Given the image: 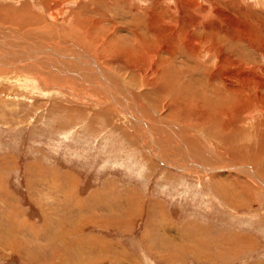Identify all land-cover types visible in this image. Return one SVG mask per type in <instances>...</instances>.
Wrapping results in <instances>:
<instances>
[{"label":"rangeland","instance_id":"374dc122","mask_svg":"<svg viewBox=\"0 0 264 264\" xmlns=\"http://www.w3.org/2000/svg\"><path fill=\"white\" fill-rule=\"evenodd\" d=\"M39 1L0 0V264H264V184L252 176L264 181V57L247 58L224 36L212 43L223 57L195 44L170 58L160 47L178 26L171 0ZM262 3L241 10L255 26ZM221 31L234 40V28ZM56 35L89 60L64 44L52 46L82 60L58 52L43 62L24 44L50 46ZM227 72L235 83L225 86ZM203 139L220 152L213 167H229L198 170L197 160L209 166L198 152L215 159Z\"/></svg>","mask_w":264,"mask_h":264},{"label":"bare ground","instance_id":"6f19581e","mask_svg":"<svg viewBox=\"0 0 264 264\" xmlns=\"http://www.w3.org/2000/svg\"><path fill=\"white\" fill-rule=\"evenodd\" d=\"M38 1V5H41L42 3L39 1V0H37ZM49 1V0H48ZM55 1V0H54ZM115 1H117V3H118V1H120V0H115ZM151 1V0H150ZM157 1V0H156ZM172 1V3H173V5H172V7H174V17L175 16H177V17H175V23L177 22L178 23V26L176 27L175 26V28L173 29V30H170L171 31V33H172V35L170 36L169 35V37H168V40H166L165 41V43H164V46H163V48H162V46L160 47L159 46V43H158V46L157 47H160L161 48V52H164V53H166V54H170V58H173V57H175L176 56V51L177 52H179V50H184V51H187V50H189L190 48H194L195 47V44H198V48H199V51H201V50H203L204 52H207L208 54H215V53H217L216 51H218V53L219 54H221V50H215L216 49V47H215V45L214 44H212V43H215V44H223V43H225V41H224V39L222 38V37H224V36H227V40H229L228 42H230V44L231 45H229V48H232L233 49V45H234V47L236 48V45H243L244 44V46L245 47H243L242 48V51L244 52V54H245V56L248 58H252V59H254V57L256 56V57H258V55L260 56V57H264V54L262 53V52H260L259 50H257V49H255V48H253L251 45V42H258V43H260V44H264V34H262V31L260 30V28L261 29H263L264 28V0H263V7H260V8H258V10H257V12H259V13H256V14H258V15H260V18H259V21H260V19H261V21L259 22L258 20H257V17H256V20L258 21V25L257 26H255L254 24H252V22H250L251 21V19H250V17H251V15H250V17L247 15L246 16V14L243 12V11H241L245 6H247V8L248 9H252V4H251V2H254L255 0H171ZM34 2H35V0H34ZM146 2V1H145ZM148 2V1H147ZM163 2V1H162ZM166 2V1H165ZM169 2V1H168ZM257 2V1H256ZM45 4H46V2H44ZM171 3V2H170ZM244 3H246V5H243ZM160 4H161V2H160ZM166 4V3H165ZM260 4V3H259ZM54 5H56V4H54ZM168 6V5H167ZM152 7V6H151ZM166 7V6H165ZM169 7V6H168ZM232 7V8H231ZM40 8H42V7H40ZM169 8H171V7H169ZM34 9V8H33ZM39 9V8H38ZM63 9V8H62ZM78 9V8H77ZM150 9H152V8H150ZM149 9V10H150ZM163 9H165V8H163ZM183 9H186V12L188 13L187 15L188 16H192L193 17V19L196 17V20H195V22L196 21H198V22H193L192 21V19L191 18H187V17H183V15L182 14H184V13H181V12H183ZM260 9V10H259ZM262 9V10H261ZM32 10V9H31ZM89 10V9H88ZM137 10V9H136ZM145 10V9H144ZM245 10V9H244ZM43 11H44V9H43ZM78 11V10H77ZM147 11V10H146ZM145 11V12H146ZM160 11V10H159ZM168 11V10H167ZM170 11V10H169ZM246 11V10H245ZM89 12V11H88ZM150 12V11H149ZM152 12V11H151ZM150 12V13H151ZM253 12V11H252ZM46 13L47 14H50V16H53L54 18H55V14L53 13H49V10H46ZM168 13H170V12H168ZM25 14V13H24ZM97 14V13H96ZM153 14H155L154 12H153ZM156 14H157V12H156ZM155 14V15H156ZM171 14H173V12L171 13ZM255 14V15H256ZM56 15H59V14H56ZM88 15V14H87ZM109 15V14H108ZM144 15H145V13H144ZM165 15H167V14H165ZM164 15V16H165ZM257 15V16H258ZM106 16V15H105ZM143 16V15H142ZM141 16V17H142ZM147 16V15H146ZM160 16V15H159ZM262 16V17H261ZM155 17V16H154ZM166 17V16H165ZM147 18H148V16H147ZM169 18V20H170V17H168ZM173 18V17H172ZM22 19V18H21ZM27 19V18H26ZM75 19V18H74ZM143 19V18H142ZM141 19V20H142ZM146 19V18H145ZM147 20V19H146ZM145 20V21H146ZM152 20V18L150 19V21ZM160 20V19H159ZM23 21H24V19H23ZM57 21V20H56ZM75 21V20H74ZM78 21V20H77ZM76 21V22H77ZM81 21V20H80ZM112 21V20H111ZM154 21H155V18H154ZM24 22H26V21H24ZM82 22V21H81ZM84 22V21H83ZM96 22V21H95ZM115 22H116V20H115ZM148 22V21H147ZM156 22H159V21H156ZM170 22V21H169ZM52 23V22H51ZM97 23H99L100 24V26L102 25V21H97L96 22V24ZM111 23V22H110ZM164 23V22H163ZM172 23L173 24H175L173 21H172ZM176 23V24H177ZM212 23L213 24H220V28H219V26H217V28H216V30H214V29H211L212 27H214L213 25H212ZM79 24V23H78ZM94 24V23H93ZM136 24V23H135ZM140 24V23H139ZM157 24V23H156ZM168 24V23H167ZM54 25V24H53ZM52 25V27L54 28V30L53 31H56V33H60V30H61V26H56V27H54ZM80 25H82V24H80ZM145 25V24H144ZM149 25H151V24H149ZM153 25V24H152ZM151 25V26H152ZM164 25V24H163ZM89 26V25H88ZM91 26V25H90ZM105 26V25H104ZM157 26V25H156ZM87 27V26H86ZM94 27V26H93ZM154 27V26H153ZM152 27V28H153ZM161 27H159V29H160ZM167 28H170V27H167ZM215 28V27H214ZM225 29V30H229L230 29V31H231V28H234V40L233 39H229L230 37H232L231 36V34H229V35H227V33H224L223 31H221V29ZM2 29L4 30L5 28L4 27H2ZM18 29V28H17ZM52 29V28H51ZM83 29V28H82ZM99 30V29H98ZM128 30V29H127ZM157 30H158V28H157ZM160 30H163L162 28L160 29ZM264 30V29H263ZM86 31V30H85ZM156 31V30H155ZM165 32H166V29L164 30ZM146 32H147V29H146ZM152 32V31H151ZM154 32V31H153ZM232 32V31H231ZM8 34H9V32H7ZM0 34H2L3 36H5L6 38H4L5 39V41H4V39H1L0 38V43H2V42H7V36H6V34L4 33V32H0ZM17 37H16V39L15 40H17V44H22V35H20V34H17V33H14ZM134 34V33H133ZM148 34V33H147ZM151 34H154V33H151ZM164 34V33H163ZM43 35V34H42ZM157 35V34H156ZM160 35V34H159ZM162 35V34H161ZM155 36V35H154ZM168 36V35H167ZM1 37V36H0ZM54 37V36H53ZM152 37V36H151ZM123 38V37H122ZM150 38V37H149ZM154 38V37H153ZM155 38H157V37H155ZM95 39V38H94ZM118 39V38H117ZM144 39V38H143ZM148 39V38H147ZM151 39V38H150ZM163 39V38H162ZM152 40V39H151ZM153 40H155V39H153ZM158 40H159V38H158ZM160 40H161V38H160ZM163 40H165V39H163ZM163 40H161V41H163ZM46 41H47V43L48 44H50V46H44V47H42V46H40V45H38L37 43H35V42H38L37 40H28V41H24V44H25V46L26 47H29V48H32L33 47V49H34V51H36V53H38L37 55H35L34 57H39V58H41L42 60H43V62H45V59L44 58H46V59H52V58H54V55L56 56V54H58V52L59 53H61V52H63V53H65V54H63V55H61V56H64L63 57V60L65 61L66 59H68L67 57H71L72 59L73 58H75V60H77L78 58L79 59H81L80 58V56H78V55H76V54H78V53H72L71 52V50H68V49H65L64 50V48L62 47V48H58V49H54V47L52 46V45H54V46H57V47H61V46H65L64 44H66V45H68L71 49L72 48H75L76 50H79L84 56H86V54H85V52L83 51V50H81V49H79L78 48V46L76 47V46H73V45H71L72 44V42H70V43H68V42H66L65 40H64V38L63 37H59L58 35H56L55 36V38H54V40H52V39H50V38H48L47 37V39H46ZM45 41V42H46ZM68 41V40H67ZM145 41V40H144ZM155 41H157V40H155ZM44 42V43H45ZM158 42H160V41H158ZM227 42V43H228ZM137 43V42H136ZM146 43V42H145ZM163 43V42H162ZM157 44V43H156ZM258 45V46H256V47H259V48H261V45ZM103 45V44H102ZM154 45H152V47H153ZM252 47V49H251V47ZM263 46V45H262ZM17 47H19V46H17V45H15L14 47H13V49L14 48H17ZM150 47V46H149ZM155 47V46H154ZM153 47V48H154ZM156 47V48H157ZM214 47H215V49H214ZM220 47V46H219ZM224 47V46H223ZM140 48V47H139ZM155 48V49H156ZM202 48H204V49H202ZM239 49H241L240 47H238ZM110 49V48H109ZM138 49V48H137ZM144 49H146V48H144ZM195 49V48H194ZM69 51V52H67V51ZM125 50V49H124ZM128 50V49H127ZM139 50V49H138ZM148 50V49H147ZM153 50V49H152ZM158 50V49H157ZM236 50H237V48H236ZM74 51V50H73ZM145 51V50H144ZM143 51V52H144ZM71 52V53H70ZM75 52V51H74ZM146 52V51H145ZM223 52V51H222ZM231 52H232V50H231ZM254 52H256V53H258L257 55H256V53H254ZM6 53H7V55H9V54H11L12 55V51L10 50V49H6ZM9 53V54H8ZM152 53V52H151ZM163 53V54H164ZM180 53V52H179ZM178 53V54H179ZM184 53V52H183ZM235 53V52H234ZM33 54H35V53H33ZM101 54V53H100ZM147 54V53H146ZM233 54V53H232ZM238 54H240V53H238ZM243 54V55H244ZM69 55V56H68ZM103 55V54H102ZM180 55H182V54H180ZM194 55V54H193ZM217 55V54H216ZM224 55H225V52H224ZM223 55V56H224ZM242 55V54H241ZM241 55L239 56V57H241ZM148 56H149V54H148ZM178 56V55H177ZM185 56H186V54H185ZM222 56V54L220 55V57ZM222 56V57H223ZM228 56V55H227ZM234 56V55H233ZM44 57V58H43ZM87 57V56H86ZM146 57H147V55H146ZM187 57V56H186ZM235 57V56H234ZM255 57V58H256ZM150 58V57H149ZM168 58V57H167ZM188 58V57H187ZM219 58V57H218ZM55 60H57L56 58H54ZM61 59V58H60ZM148 59V58H147ZM154 59V58H153ZM159 59H162V58H159ZM165 59L166 58H164V63L166 62L165 61ZM235 59V58H234ZM242 59V58H241ZM82 60V59H81ZM87 60H89V57H87ZM120 60V59H119ZM149 60V59H148ZM151 60V59H150ZM185 60H186V58H185ZM193 60V59H192ZM224 60H226V59H224ZM233 60V59H232ZM61 61V60H60ZM145 61V60H144ZM169 61V60H168ZM168 61H167V63H168ZM190 61V60H189ZM231 61V60H230ZM69 62V61H68ZM88 63H90V61H87ZM152 62V61H151ZM162 62V63H163ZM179 62V61H178ZM184 62V61H183ZM222 62V61H221ZM234 62V61H233ZM233 62H231V63H233ZM235 62H237V61H235ZM47 63V62H46ZM124 63V62H123ZM134 63V62H133ZM147 63V62H146ZM148 63H149V61H148ZM177 63V62H176ZM180 63V62H179ZM190 63H192V61L190 62ZM48 64V63H47ZM62 64V63H61ZM64 65H67V66H69L68 65V63H63ZM78 64V63H77ZM131 64V63H130ZM226 64V63H225ZM45 65V64H44ZM94 65V64H93ZM92 65V66H93ZM124 65V64H123ZM126 65V64H125ZM144 65V64H143ZM91 66V65H90ZM91 66V67H92ZM127 66V65H126ZM132 66V65H131ZM151 66V65H150ZM176 65L174 64V67H175ZM181 66V65H180ZM125 67V66H124ZM133 67V66H132ZM170 67V66H169ZM177 67V66H176ZM183 67V66H182ZM219 67V66H218ZM95 68V67H94ZM129 68H131L130 66H129ZM134 68V67H133ZM177 68H180V67H177ZM97 69V68H96ZM137 69V68H136ZM185 69V68H184ZM194 69V68H193ZM193 69H191V70H193ZM221 69V68H220ZM233 69V68H232ZM127 70V69H126ZM131 70H132V68H131ZM174 70H175V68H174ZM179 70V69H178ZM182 70V69H181ZM187 70V69H186ZM118 71V70H117ZM128 71H129V69H128ZM148 71V70H147ZM245 71V70H244ZM130 72V71H129ZM210 72V71H209ZM37 73V72H36ZM97 73H98V70H97ZM153 73V72H152ZM189 73V72H188ZM193 73V72H192ZM211 73V72H210ZM247 73V72H246ZM126 74H128V72L126 73ZM132 74V73H131ZM134 74V73H133ZM140 74V73H139ZM162 74V73H161ZM181 74H183V73H181ZM181 74L179 73V75L181 76ZM186 74V73H185ZM216 74V73H215ZM240 74V73H239ZM245 74V73H244ZM252 74V73H251ZM149 75H151V74H149ZM236 74H234L233 72L232 73H229V72H227V73H224L223 75H219V77L222 79V81H223V83H224V85L225 86H228V85H230L232 82H234V80L232 81V78L235 76ZM253 75V74H252ZM257 75V74H256ZM27 76V75H26ZM29 76V75H28ZM97 76H98V79H101V82L102 81H107V80H103L102 79V77H103V73L102 72H99L98 74H97ZM190 76V75H189ZM197 76V75H196ZM240 76V75H239ZM255 76V75H254ZM32 77V76H31ZM130 77H132L131 75H130ZM150 77V76H149ZM191 78L193 77V76H190ZM210 77V76H209ZM209 77H208V80H209ZM250 77V76H249ZM258 77V76H257ZM124 80H126L125 82L127 83V84H136L138 87H151V85L148 83V81H146V82H143L141 79H139V78H137V79H135V81L133 82V81H131V80H129V79H127V77L125 78V77H122ZM196 78H198V76L196 77ZM217 76H215V75H212L211 77H210V80H209V85L208 86H210V87H215V84H213V81L215 82L216 80H217ZM247 78V77H246ZM246 78H244V79H246ZM252 78V77H251ZM29 79H31V78H29ZM50 79V78H49ZM154 79V78H153ZM199 79V78H198ZM220 79V80H221ZM259 79H261V77L259 78ZM207 80V79H206ZM207 80V81H208ZM219 80V79H218ZM239 80V79H238ZM262 80V79H261ZM182 81V80H181ZM193 81H194V79H193ZM244 81V80H243ZM156 82V84H157V80L155 81ZM185 82V81H184ZM188 82V81H187ZM199 82V81H198ZM236 82H238L239 83V81H236ZM242 82V81H241ZM252 82H253V80H252ZM163 83H165V81H163ZM194 83V82H193ZM235 83V82H234ZM104 85V83L102 82L101 83V85ZM148 84H149V86H148ZM181 84V83H180ZM179 84V85H180ZM188 84V83H187ZM222 84V83H221ZM221 84L220 85H218V86H221ZM237 84V83H236ZM251 84V83H250ZM257 84L259 85V87H262L263 85H264V83L262 82V81H257ZM102 85V86H103ZM153 85V84H152ZM206 85V84H205ZM204 85V86H205ZM247 85V84H246ZM167 86V85H166ZM195 86V85H194ZM224 86V87H225ZM231 86H233V85H231ZM237 86V85H236ZM256 86V85H255ZM104 87V86H103ZM158 87V86H157ZM199 87V86H198ZM223 87V86H222ZM226 88V87H225ZM243 88V87H242ZM246 88H248V87H246ZM146 89V88H145ZM156 89V88H155ZM169 89V88H168ZM219 89V88H218ZM224 89V88H223ZM236 89V88H235ZM244 89V88H243ZM259 89V88H258ZM264 89V88H263ZM263 89H260V90H263ZM153 90V89H152ZM230 90H231V88H230ZM237 90V89H236ZM236 90H235V92H236ZM241 90V89H240ZM221 91V90H220ZM233 91H234V89H233ZM264 91V90H263ZM150 92V91H149ZM206 92V91H205ZM222 92H224V91H222ZM227 92V91H226ZM225 92V93H226ZM246 92H248V91H246ZM229 93H230V91H229ZM115 94V93H114ZM201 94V93H200ZM203 94V93H202ZM205 94V93H204ZM207 94V93H206ZM218 94V93H217ZM240 94V93H239ZM243 94V93H242ZM261 94H263V93H261ZM112 95V94H111ZM110 95V97L112 98V100L113 101H116V99H114L112 96ZM208 95H209V93H208ZM211 95V94H210ZM226 95H227V93H226ZM226 95H224V96H226ZM246 95H248V93L246 94ZM196 96V95H195ZM199 96V95H198ZM204 96V95H203ZM228 96V95H227ZM226 96V97H227ZM254 96V95H253ZM257 96V95H256ZM258 96H259V94H258ZM261 96V95H260ZM191 97V96H190ZM201 97V96H200ZM205 97V96H204ZM209 97V96H208ZM222 97V96H221ZM225 97V98H226ZM229 97V96H228ZM251 97V96H250ZM255 97V96H254ZM180 97H178V99H179ZM182 98V97H181ZM192 98H193V96H192ZM207 98V97H206ZM210 98V97H209ZM214 98V97H213ZM231 98V97H230ZM241 98H242V96H241ZM245 98V97H244ZM248 98V97H247ZM261 98V97H260ZM205 99V98H204ZM203 99V100H204ZM217 99V98H216ZM222 99V98H221ZM229 99V98H228ZM232 99V98H231ZM230 99V100H231ZM243 99V98H242ZM169 100V99H168ZM184 100V99H183ZM230 100L228 101V102H230ZM234 101H236L235 99H233ZM246 100V99H245ZM252 100H253V98H252ZM256 100V99H255ZM121 101V100H120ZM194 101V100H193ZM196 101H198V100H196ZM200 101V100H199ZM214 101H215V99H214ZM222 101H224V99L222 100ZM189 102V101H188ZM216 102H218V101H216ZM224 102H227L226 100L224 101ZM204 104H206L205 102H203ZM208 103H210V102H208ZM242 103V102H241ZM246 103V102H245ZM244 103V104H245ZM248 103V102H247ZM202 104V103H201ZM216 104V103H215ZM214 104V105H215ZM249 104V103H248ZM207 105V104H206ZM219 105V104H218ZM217 105V106H218ZM204 106V105H203ZM216 106V105H215ZM223 106V105H222ZM246 106H248V105H246ZM220 107V106H219ZM224 107V106H223ZM242 107V106H241ZM204 108V107H203ZM208 108V107H207ZM209 109V108H208ZM214 109V108H213ZM202 110V109H201ZM211 110H212V108H211ZM217 110V109H216ZM214 111V110H213ZM218 111H220V110H218ZM241 111H243L242 109H241ZM209 112V111H208ZM237 112V111H236ZM238 112H240V111H238ZM237 112V113H238ZM199 112H197V114H198ZM206 113V112H205ZM233 113V112H232ZM203 114H204V112H203ZM210 114H211V112H210ZM239 114V113H238ZM242 114V113H241ZM212 115H214V113L212 114ZM240 115V114H239ZM208 116V115H207ZM228 116V115H227ZM226 116V117H227ZM235 116H237V115H235ZM242 116V115H241ZM210 117H211V115H210ZM231 117V116H230ZM238 117V116H237ZM234 118V117H233ZM202 119H203V116H202ZM208 119H209V117H208ZM228 119H229V117H228ZM209 120H211V119H209ZM242 120V119H241ZM204 121H206V119L204 120ZM227 121H229V120H227ZM234 121H235V119H234ZM143 122V119L139 116V118H137L136 119V123L138 124V125H141V123ZM238 123H240V122H242V121H237ZM227 123V122H226ZM226 123H225V125H226ZM231 124H232V122H230ZM229 124V123H228ZM237 123L236 122H234L232 125H236ZM224 125V126H225ZM239 126V125H238ZM240 126H241V124H240ZM141 127V126H140ZM231 127H233V126H231ZM226 128V127H225ZM225 128H224V130H225ZM229 128V127H228ZM236 128H238L239 129V127H236ZM235 128V129H236ZM234 129V128H233ZM142 130V129H141ZM227 130V129H226ZM230 130H231V128H230ZM239 131V130H238ZM237 131V132H238ZM230 132V131H229ZM230 134H232V133H230ZM238 134H239V132H238ZM212 135V134H211ZM213 136V135H212ZM235 137V136H234ZM234 137H233V139H234ZM230 139H231V137H230ZM204 140V142H206L207 144H208V146L206 145L205 147V150H208V151H210L211 153L210 154H212V157L214 156L215 157V159H203L204 157H202L203 156V152L202 153H200V152H198L199 154H197V155H199L198 157L200 158V160L202 161V162H204V161H209V166L208 165H202V163L199 161V160H195L196 162H198V164H200V167H199V169L197 168V166H195V164H193V163H190V169H194V168H196V169H198L199 171H204L205 172V174H207V173H209V172H212V171H215V169H217V168H215V167H213L214 166V163L215 162H217V160H220V158H218L217 159V155L218 154H220V152H216L215 150H217V149H215L216 147L214 146V145H211V147H210V143H209V141H207L206 139H203ZM232 140V139H231ZM230 140V141H231ZM233 141V140H232ZM200 142V141H199ZM221 143H222V141H221ZM155 147H157V148H159V146H155ZM193 147V146H192ZM195 147V146H194ZM185 149L183 150V152H187V153H189V155H187V156H184V157H187L188 158V156H190V154H191V151L190 150H188V148H189V145H187L186 147H184ZM190 148H191V146H190ZM196 148V147H195ZM212 148V149H211ZM183 149V148H182ZM192 149V148H191ZM213 149H215V150H213ZM203 151V150H202ZM164 152V153H163ZM197 152V151H196ZM160 153H161V155H162V157L164 158V160L166 161H170L172 164H178V162H175L174 160H170V159H168L169 157H168V154L169 153H167L164 149L163 150H160ZM167 153V154H166ZM193 153V152H192ZM194 154V153H193ZM184 155V154H183ZM168 157V158H166L165 159V157ZM186 158V159H187ZM211 158V157H210ZM188 161H190L189 159H187ZM183 161V160H182ZM220 162H221V160H220ZM185 163V162H184ZM185 164H187V163H185ZM217 166H218V164H216ZM206 166V167H205ZM227 167H229V166H227V165H225V167H220V168H218L217 170H223V169H226ZM239 167V166H238ZM241 167V166H240ZM239 167V168H240ZM236 169H238V168H236ZM231 170V169H230ZM233 170V169H232ZM241 170H243V171H245V168H243V169H241ZM229 171V170H228ZM246 171H248L247 169H246ZM253 176V178H255L256 180H258L260 183H261V185L262 184H264V181L263 180H261L260 178H259V176L257 175L256 176V174H254V175H252Z\"/></svg>","mask_w":264,"mask_h":264}]
</instances>
